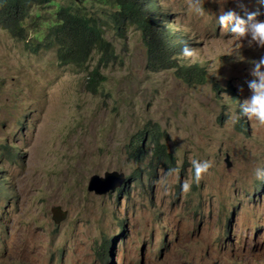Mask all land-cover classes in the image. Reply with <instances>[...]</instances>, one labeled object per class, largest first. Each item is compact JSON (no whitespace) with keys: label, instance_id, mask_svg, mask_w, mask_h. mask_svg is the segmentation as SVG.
<instances>
[{"label":"rangeland","instance_id":"374dc122","mask_svg":"<svg viewBox=\"0 0 264 264\" xmlns=\"http://www.w3.org/2000/svg\"><path fill=\"white\" fill-rule=\"evenodd\" d=\"M156 1L170 30L197 50L205 83L192 85L176 65L152 68L129 18L117 31L101 17L113 56L99 67L105 80L97 92L87 89L86 72L99 52L87 66L63 64L56 48L35 50L0 28V264H264V184L249 197L253 170L264 166V126L239 116L224 93L229 86L232 97L250 95L251 61L264 51L214 27L219 12L244 17L255 0H204V16L187 0ZM150 11L153 18L154 0ZM176 61L201 66L188 65L181 51ZM155 126L172 163L158 158L144 131L142 161L131 154L130 140ZM224 152L232 158L227 171ZM193 159L211 161L198 183ZM141 169L142 184L131 177ZM112 170L130 176L119 196L87 189L90 176ZM52 206L64 212L59 223ZM106 239L107 263L97 254Z\"/></svg>","mask_w":264,"mask_h":264},{"label":"trees","instance_id":"16d2710c","mask_svg":"<svg viewBox=\"0 0 264 264\" xmlns=\"http://www.w3.org/2000/svg\"><path fill=\"white\" fill-rule=\"evenodd\" d=\"M88 3L99 11L88 8ZM142 4V0H0V28L23 40L25 45L34 46L35 50L38 45L56 48L58 60L63 64L87 66L92 52H99L97 64L86 72L87 89L97 92L105 80L99 67L113 56V47L104 37L101 17L113 21L117 31L125 18L136 22L147 45L150 63L155 68L173 65L169 58L170 46L159 38L157 18L151 19L147 8L142 11ZM200 70L198 67L181 68L184 79L196 77ZM141 131L135 135L136 139L130 140L131 150L143 149L144 131L157 141L156 149L164 154L163 145L158 142L161 133L158 127L142 128Z\"/></svg>","mask_w":264,"mask_h":264},{"label":"clouds","instance_id":"9594fccd","mask_svg":"<svg viewBox=\"0 0 264 264\" xmlns=\"http://www.w3.org/2000/svg\"><path fill=\"white\" fill-rule=\"evenodd\" d=\"M77 1V0H74ZM150 2L152 0H147V9L149 10V16L151 19L157 18V28L159 31V38L161 42L167 41V45L170 46L171 51V62L173 65H176V69L178 72H181V68L188 67H198L201 68L200 72L196 75V77H191L188 80L189 83L192 85H198L205 83L207 81V72L204 70L203 62L198 59V52L195 48L191 47L188 43L183 42L182 38L180 37V34L174 30L171 31L169 26L167 25L166 20V14H161L160 10L158 9L157 1L154 0V8L155 11H157L156 15L151 16L150 14ZM204 0H187V9L197 15V16H204L206 10L203 7ZM255 4L253 8L245 13L244 17H241L239 14H237L232 9L221 11L219 14L215 15L214 19V27L216 25H219L220 29H223L224 33H230L231 36H234L237 41H239L241 38H247V44L248 46L253 45L254 49L256 51H264V19H257V12L258 11V17L263 16L264 17V0H255ZM242 6V5H241ZM168 15V14H167ZM165 17V19H164ZM161 23L163 24V27L161 28ZM167 35V38H166ZM182 41V42H181ZM145 44V42H144ZM177 45L175 50L173 49L174 46ZM147 47V45H145ZM238 49V48H237ZM187 61L188 65H191L192 63H199L201 66H198L194 64L193 66H186L185 64L181 63L179 65V62L176 61V53H180ZM234 49L229 52L232 53ZM236 58L237 59H243L242 56H240L239 52H236ZM155 64V63H154ZM252 67L249 69V75L252 77L251 79L247 80V88L250 91V95H248L246 98L241 100V93L237 90V95L232 97L231 96V90L229 86H225L224 93H227V95L233 99L237 103V107L239 109L238 115L243 116L249 121H254L258 125L264 126V54H261L258 60H252L251 61ZM171 65V67H173ZM150 66L152 68H155L154 65L150 63ZM170 66V65H169ZM167 66V67H169ZM165 68V67H161ZM218 67L212 68L209 67L207 71L209 74H215ZM155 69H159L155 68ZM182 74V72H181ZM183 76V75H182ZM237 87V86H236ZM220 89V88H219ZM239 123L241 124V119H239ZM157 127V126H155ZM161 132V131H160ZM155 144L157 141L153 139ZM160 138L158 142H160ZM163 145V143H160ZM156 147V146H155ZM163 152L164 154L160 153L158 149H156L158 158H163L165 161L172 163L173 159L171 157L170 153H167L165 150V146L163 145ZM143 150V149H141ZM139 150L138 152L131 153L132 155H135L136 159L138 158L139 161H142L143 159V152ZM135 151V150H134ZM223 163L225 166L226 171L232 168V158L228 152H224L223 157ZM192 166V180L191 183H198L202 177V173H206L209 168L211 167V161L209 160H197L193 159L191 161ZM113 171V170H112ZM117 173L122 174V181L114 186L115 195H118L125 190V186L128 183V179L130 176H124L123 173L118 172ZM146 174L149 173V169L146 168ZM169 171H175L174 169ZM136 174L138 176H131L135 179L136 182H139L142 184L143 182V170H135ZM167 175V172L165 173V176ZM253 176L256 179L255 185H256V193L253 192L250 194V199H253V197H257L258 193H260L261 188L264 184V166H258L253 170ZM161 183L164 186V192L167 194L168 192V184L166 180H161ZM181 191L187 192L190 188V183L188 181L181 182ZM108 190V191H110ZM117 190H120V192H116ZM128 189H126L127 191ZM107 191V192H108ZM106 193V192H105ZM254 202V200H252ZM51 210V209H50ZM52 213V211H51ZM64 218V217H63ZM60 219L58 222H56L52 217L51 219L55 223H59L63 220ZM120 221V219H119ZM108 243L110 244V239H106L103 241L102 245L98 247L97 254L100 256L101 259L107 263L109 259V253L112 249V246H108ZM108 246V248H106ZM108 259V260H107Z\"/></svg>","mask_w":264,"mask_h":264},{"label":"water","instance_id":"95a60500","mask_svg":"<svg viewBox=\"0 0 264 264\" xmlns=\"http://www.w3.org/2000/svg\"><path fill=\"white\" fill-rule=\"evenodd\" d=\"M122 181V174L117 173L115 170L104 172L103 176L98 174H93L90 176L87 189L89 191H95L97 193H105L110 189H113L114 186ZM103 183L102 188H99L98 184ZM52 218L58 222L64 217V212L59 210V206H52Z\"/></svg>","mask_w":264,"mask_h":264}]
</instances>
